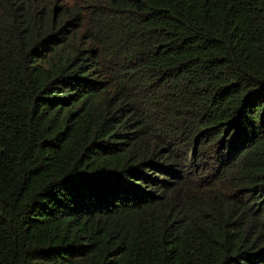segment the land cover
Segmentation results:
<instances>
[{
	"label": "trees",
	"instance_id": "obj_1",
	"mask_svg": "<svg viewBox=\"0 0 264 264\" xmlns=\"http://www.w3.org/2000/svg\"><path fill=\"white\" fill-rule=\"evenodd\" d=\"M0 264H264V0H0Z\"/></svg>",
	"mask_w": 264,
	"mask_h": 264
}]
</instances>
